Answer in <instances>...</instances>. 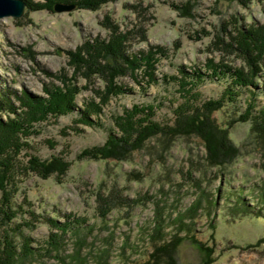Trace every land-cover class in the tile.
Listing matches in <instances>:
<instances>
[{"label": "rangeland", "instance_id": "374dc122", "mask_svg": "<svg viewBox=\"0 0 264 264\" xmlns=\"http://www.w3.org/2000/svg\"><path fill=\"white\" fill-rule=\"evenodd\" d=\"M251 23H264V0L247 7L238 0H104L96 8L28 10L0 19V84L46 95L45 86L62 85L65 73L82 87L79 105L94 96L99 101L96 91L106 85L103 74L87 77L67 51L79 50L88 38L109 39L116 33L130 35L132 52L167 47L157 63L159 79L177 74L180 66L207 71L209 58L248 69L228 43L240 26ZM229 78L201 83V99L221 96ZM120 79L135 90L111 99L103 108V126L79 124L82 132L67 130L77 117L74 111L43 122L40 132L29 137V152L59 159L50 174H43L29 170V152L23 151L10 184L17 190L15 203L59 221L70 214L82 224L79 231L61 235L58 250L47 252L50 233L58 230L20 210L13 226L23 221L34 226H20L14 238L21 242L25 235L40 251L21 264H69L79 251L86 264H146L159 240L154 233L159 223L167 239L177 232L184 237L172 254L175 264H264V137L252 129V119L235 121L249 103L254 114L264 107V76L254 92L243 89L236 101L213 110L214 125L207 122L194 131L189 122H176L174 108L183 100L176 83L160 80L140 88L130 75ZM135 103L157 104L155 119L173 129L113 155L83 152L102 146L113 116ZM226 135L228 147L212 150ZM2 194L0 187V200ZM169 254H163L162 264Z\"/></svg>", "mask_w": 264, "mask_h": 264}, {"label": "trees", "instance_id": "16d2710c", "mask_svg": "<svg viewBox=\"0 0 264 264\" xmlns=\"http://www.w3.org/2000/svg\"><path fill=\"white\" fill-rule=\"evenodd\" d=\"M27 10L51 9L58 1L74 3L76 7L96 8L104 0H25ZM247 7L252 0H238ZM129 36H122L119 33L112 35L109 39L101 36L90 38L83 42L82 47L77 51L68 50L70 60L81 63L80 67L87 71L84 74L91 77L94 73L103 74L106 85L96 91L97 97L85 99L82 105L77 102V93L82 87L74 84L64 73L61 77L62 85L54 84L45 86L46 95H37L23 90L22 92L10 88L8 85L0 84V187L2 189V199L0 200V264H21L40 254L39 249L31 245V238L22 235L21 242H18L13 235L20 226H34L31 222L23 221L22 224H14L13 219L20 210L30 213L35 221L46 220L51 227L58 231H52L48 240L47 252L58 250L62 246L61 235L67 232H77L81 228V222L77 218H72L66 214L64 221H59L55 217H44L37 215L33 209L25 210L21 205L15 203L14 188H11L14 177L20 170V160L22 152H29L31 143L29 137L40 132V125L50 119L57 120L60 116L77 111L74 124L69 125L74 132H82L79 124L89 126H103V108L110 103L113 97L133 92L134 87L128 85L120 78L130 75L140 88H147L161 81L169 84L174 82L178 85V91L183 100L174 108L176 122H189L192 131L200 128L202 124L210 122L214 125L210 114L213 110L220 108L227 101H236L243 89L257 88L258 78L264 76V23H251L245 27L238 28L236 35H230L228 47L240 52L246 61L248 69L244 66L236 67L225 62H216L209 58L204 65L207 71L201 67L187 70L185 66H180L177 74H164L162 79L156 75L157 63L161 57L168 54L166 46L151 45L147 50L138 52L130 51ZM83 48V49H82ZM99 66V67H97ZM97 67V68H96ZM49 74V71L46 72ZM230 77V82L224 88L218 98L201 99L199 86L207 79L215 77ZM254 92V91H253ZM254 103H249L244 114L238 120L252 119V129L264 137V107L258 109L254 114ZM157 104L155 103H135L131 107H126L121 114L113 116L114 126L109 129L108 136L102 146H93L83 152L98 151L99 154L109 153L110 155L120 147L141 144L148 135L173 129L168 124L163 125L155 119ZM254 114V115H252ZM216 126V125H215ZM68 132V131H67ZM213 141V140H212ZM50 145V141H48ZM229 140H220V145L214 144L213 149L218 153L224 146L228 147ZM223 152V151H222ZM26 161L29 170H40L43 174H50L54 167V160H44L40 156L31 152ZM113 155V154H112ZM4 181V182H3ZM11 184V185H10ZM195 208V205L192 206ZM112 208V207H111ZM108 207L101 211L102 216L111 209ZM182 222V217H179ZM184 224V223H183ZM159 240L154 242V250L151 260L146 264H162L163 254H169L167 264H175L172 254L176 244L184 238L179 232L167 239L163 235L161 223L157 224L154 232ZM197 241L196 239H194ZM83 241V240H82ZM261 241V240H260ZM210 252V249H208ZM163 252V253H162ZM162 258V259H161ZM72 262L69 264H86L87 259L76 252ZM68 264V263H67ZM132 264V263H124Z\"/></svg>", "mask_w": 264, "mask_h": 264}, {"label": "water", "instance_id": "95a60500", "mask_svg": "<svg viewBox=\"0 0 264 264\" xmlns=\"http://www.w3.org/2000/svg\"><path fill=\"white\" fill-rule=\"evenodd\" d=\"M74 3L56 2L54 10L64 11L75 8ZM27 10L25 0H0V19L7 16L21 17Z\"/></svg>", "mask_w": 264, "mask_h": 264}]
</instances>
